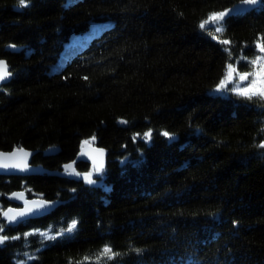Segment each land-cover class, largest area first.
I'll return each mask as SVG.
<instances>
[{
  "label": "trees",
  "instance_id": "16d2710c",
  "mask_svg": "<svg viewBox=\"0 0 264 264\" xmlns=\"http://www.w3.org/2000/svg\"><path fill=\"white\" fill-rule=\"evenodd\" d=\"M240 3L0 0V58L13 77L0 87V150H37L33 163L51 169L93 136L109 152L94 185L0 176V235L19 237L0 245V264H264V100L232 84L214 91L228 63L248 72L260 55L264 0L236 11ZM226 9L217 35L230 45L212 38V25L199 28ZM52 146L62 151L45 156ZM19 190L63 203L10 226L3 213ZM105 246L119 255L108 259Z\"/></svg>",
  "mask_w": 264,
  "mask_h": 264
},
{
  "label": "snow or ice",
  "instance_id": "6c2138e0",
  "mask_svg": "<svg viewBox=\"0 0 264 264\" xmlns=\"http://www.w3.org/2000/svg\"><path fill=\"white\" fill-rule=\"evenodd\" d=\"M244 5L255 6L260 3V0H241ZM20 7H27V0H19ZM233 12L232 9H226L220 12H213L207 16L200 24L199 28L201 31H205L208 25H212L214 27V32H210L212 38L218 40L219 43L223 45H230L231 41L227 39H219L217 34H222L224 32V23L225 18L228 17ZM10 47H15L14 45ZM255 50L260 53V55H256L255 58L248 61L249 66L251 67V71L248 72H239L236 67L232 63H228L226 66V72L224 77L219 81L215 88V92L221 93L228 91V85L232 84V91L235 92L236 95L241 96L245 99H253L254 97L259 100H264V37L260 40H257L255 43ZM228 51V49H226ZM242 59L247 60V57H241ZM258 66V68H257ZM11 76V73L8 71V65L5 61L0 60V82H4L8 77ZM251 77V79H249ZM87 79V77H85ZM241 83H244V86L241 87ZM119 123L127 124L128 122L125 120H120ZM139 135V134H137ZM162 135L166 137L169 141L173 139L172 135L168 132H163ZM152 137L151 131H148L143 134V139L145 141H150ZM95 140V136H93L90 140L83 141L81 146V155H85L83 152V145H91ZM259 148L264 149V143L258 145ZM94 151L103 154V149H94ZM18 153L22 154L18 157ZM31 153L25 152L24 149L18 148L16 151L12 153H3L0 152V169H17L19 171H28L27 157L30 156ZM91 159V157H89ZM64 172L69 176L82 177L84 183L88 185H94L97 183L96 179L93 178L94 174L101 175L103 173V165L97 166L96 161L93 159V170L87 173L78 172L73 164H67L64 166ZM14 197L18 199L23 198V193H14ZM28 204L34 205L36 209L45 208L48 206V202L44 200H25L26 207L17 211L16 209L9 208L7 211L3 213V215L8 218L9 223H13L16 221L17 217H23L26 214L30 213L33 209L27 207ZM9 213H14V215L9 216ZM77 221L73 220L66 229L61 230V235L64 232L72 233L77 228ZM3 231V227L0 226V232ZM41 236L47 239H55L53 236H49L48 233H41ZM9 239H19V237H9L7 235H0V245L5 244ZM139 251V250H136ZM102 254L106 256L108 259H112L115 256L119 255V253H114L110 247L105 246ZM28 259H35L34 256H29Z\"/></svg>",
  "mask_w": 264,
  "mask_h": 264
},
{
  "label": "water",
  "instance_id": "95a60500",
  "mask_svg": "<svg viewBox=\"0 0 264 264\" xmlns=\"http://www.w3.org/2000/svg\"><path fill=\"white\" fill-rule=\"evenodd\" d=\"M254 6L251 5H244L242 4V2L236 7V11H246L249 10L251 8H253ZM15 47H10L9 50L12 53H19L22 51L23 47H19L14 45ZM0 60H3L7 63L8 65V71L11 73V76L8 77L4 82H0V87L3 86H7L10 84V82L12 81V70H11V64L9 59L7 58H0ZM18 148H22L24 149L25 152L31 153L30 156L27 157V164H28V171H19L17 169H0V176H6V177H32V176H40V175H44L47 174L49 176H55V177H60V178H65V179H74L75 176H69L64 172V166L67 164H73L75 169L78 171V166L79 164H88L93 168V159L96 161L97 166H100L101 164L103 165V170L107 167V161H108V157H109V152L107 151V149L99 144H94L92 143L91 145H83V152L85 153V155H81V149L80 152L78 153L76 159H74L71 162H67L65 163L60 169H51V168H47L42 164H38L35 165L33 163L34 157L38 154L37 150H32L26 147H18ZM12 149V150H0V152L3 153H12L13 151H16V149ZM94 149H103L104 152L101 155L100 153L94 151ZM62 151V148L60 146H52L49 147L46 151H45V156L47 157H51V156H56L58 155L60 152ZM18 157L21 156L22 154L18 153L17 154ZM91 157V159L89 158ZM14 193H23V198L22 199H18L16 197L13 196ZM10 195L9 200L10 202L13 204L12 206H10L9 208H13L16 209L17 211H21L23 210L26 205H25V200L27 201H32V200H44L48 202V206L45 208H40V209H36L34 205L28 204L27 207L30 209H33L30 213L26 214L23 217H17L16 221L13 223H9L8 218L5 217L8 225H15V224H19L21 222H25L27 220H33V219H39L42 217H45L49 214H51L56 208H58L63 201L61 200H50V199H43V198H31L28 196L26 191L23 190H19L16 191ZM8 208V209H9ZM7 209V210H8ZM6 210V211H7ZM14 215V213H9V216Z\"/></svg>",
  "mask_w": 264,
  "mask_h": 264
},
{
  "label": "rangeland",
  "instance_id": "374dc122",
  "mask_svg": "<svg viewBox=\"0 0 264 264\" xmlns=\"http://www.w3.org/2000/svg\"><path fill=\"white\" fill-rule=\"evenodd\" d=\"M100 30V29H99ZM94 32V31H93ZM93 35L94 34H91V35H88L86 38H80V40H81V43L79 44V43H76V48H75V50L74 51H76V49H79V46H81V45H84L85 43H88V41L89 40H91V39H93ZM64 63V60H61V61H59V63H57V64H55L54 66H53V70H57V69H59L60 68V66L62 65ZM257 68H258V66H257ZM244 86V83H241V87H243ZM221 93H223V92H221ZM93 169V168H92Z\"/></svg>",
  "mask_w": 264,
  "mask_h": 264
}]
</instances>
